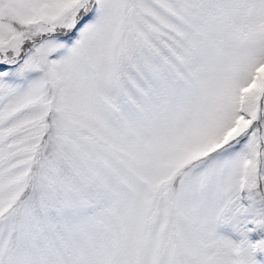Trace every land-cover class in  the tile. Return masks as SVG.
I'll use <instances>...</instances> for the list:
<instances>
[{
	"label": "snow or ice",
	"instance_id": "1",
	"mask_svg": "<svg viewBox=\"0 0 264 264\" xmlns=\"http://www.w3.org/2000/svg\"><path fill=\"white\" fill-rule=\"evenodd\" d=\"M0 264H264V0H0Z\"/></svg>",
	"mask_w": 264,
	"mask_h": 264
}]
</instances>
